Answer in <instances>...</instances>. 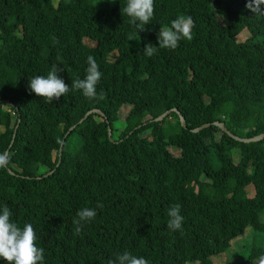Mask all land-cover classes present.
I'll return each instance as SVG.
<instances>
[{"label": "trees", "instance_id": "trees-1", "mask_svg": "<svg viewBox=\"0 0 264 264\" xmlns=\"http://www.w3.org/2000/svg\"><path fill=\"white\" fill-rule=\"evenodd\" d=\"M214 120L264 131V0H0V264H211L247 226L264 264V137Z\"/></svg>", "mask_w": 264, "mask_h": 264}, {"label": "rangeland", "instance_id": "rangeland-1", "mask_svg": "<svg viewBox=\"0 0 264 264\" xmlns=\"http://www.w3.org/2000/svg\"><path fill=\"white\" fill-rule=\"evenodd\" d=\"M56 1V0H55ZM216 16L221 22H226L227 15L226 14H221L219 12H216ZM184 24L186 27H188V21H184ZM249 34V31L246 27H244L238 34H237V39L238 40H243L247 35ZM133 42L131 43L132 46H137L138 42L136 41V38H132ZM114 53L117 51L114 50ZM129 109L128 105H123L120 107L119 110V118L115 120V123L120 126L122 122L124 121V116ZM1 129V125H0ZM169 149L172 151L174 154L179 153V149L173 146H169ZM231 153L233 156V159L236 161L239 158V149L238 148H232ZM249 193H253L252 186L249 185L248 187ZM252 236V230L250 226H247L244 230V232L241 235H238L230 240V245L229 247L222 252L212 254L210 256L211 258V264H234L237 261H239L241 258H243L246 254L244 247L249 241L251 240ZM186 264H199L198 260L192 261V262H187Z\"/></svg>", "mask_w": 264, "mask_h": 264}, {"label": "water", "instance_id": "water-1", "mask_svg": "<svg viewBox=\"0 0 264 264\" xmlns=\"http://www.w3.org/2000/svg\"><path fill=\"white\" fill-rule=\"evenodd\" d=\"M4 101L7 102V103H11L9 99H4ZM171 110H175V111L178 113V116H179V120H180L181 125L185 126V125H186V123H185V118H184V116L181 114V112L177 109V107H171V108H167V109H165L163 112H161L160 114H158L157 116H155L152 120H160V119H162V118L165 117V116H166ZM91 112H96V113H99V114H102V115L104 114V112H103L100 108H98V107H93V108H90V109L86 110L85 113H84V115H83L78 121H82V120H83V119H84L89 113H91ZM18 122H19V117H18V119H17V123H16V125H15V127H14V129H13L12 139H13L14 136H15L16 128H17V124H18ZM213 123L216 124V125H218V126L220 127V129H222L223 131L227 132V133H228L229 135H231L233 138L238 139V140H241V141L259 140V139H261V138L264 137V131H261V132H259V133H257V134L252 135V136H240V135H238V134L232 132L231 130H229V129L227 128V126L225 125L224 121L214 120ZM209 124H211V122H204V123H202V124L199 125V126L193 127L192 130H198L199 128H201V127H205V126H207V125H209ZM74 126H75V123L72 124V125L69 127L68 131L71 130ZM68 131H67V132H68ZM108 135H109V136L111 135V128H110V126H108ZM63 140H64V139H62V141L60 142L59 154L61 153V147H62V145H63ZM6 153H7V150H6L5 153H4V161H3V162H4L5 164H6V160H7V159H6ZM9 171L12 172V173L14 172V171H13L12 169H10V168H9ZM49 172H51V171H49ZM49 172H46V174L49 173Z\"/></svg>", "mask_w": 264, "mask_h": 264}]
</instances>
